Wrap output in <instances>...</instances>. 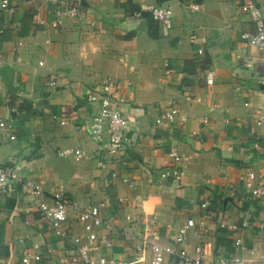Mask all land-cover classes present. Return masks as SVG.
Here are the masks:
<instances>
[{"label":"crops","instance_id":"obj_1","mask_svg":"<svg viewBox=\"0 0 264 264\" xmlns=\"http://www.w3.org/2000/svg\"><path fill=\"white\" fill-rule=\"evenodd\" d=\"M190 1L201 9L192 10ZM250 1L264 14V0H10L9 13L0 0L1 60L15 69V92L0 79V121L16 136L1 134L0 166L47 192L62 188L78 205H100L105 218H116L111 230H95L111 237L113 247L95 250L93 264L102 256L150 264L151 250L137 233L154 220L161 242L171 243L189 218L200 222L207 197L217 217L200 239L188 231L187 254L201 244L204 264L236 253L264 264V198L247 199L241 181L247 169L264 174V124H256V109L264 107V58L258 45L242 37L255 30L241 10ZM78 2L79 15L58 28L50 25L57 6ZM161 4L173 11L169 29L151 15ZM106 77L122 83L113 90L125 99L128 134L141 136L128 152V165L112 161L109 169L101 166L106 147L88 130L99 112L88 96ZM173 101L187 121L155 126V117ZM171 146L182 157L177 182L161 178L175 165ZM66 148L85 155H59ZM112 171L119 177L112 178ZM74 217L71 211L63 236L46 225L24 184L0 194V264H26V255L32 256L28 264H74L73 237L86 241L89 235ZM223 222L232 229L221 228ZM238 238L243 251L235 246Z\"/></svg>","mask_w":264,"mask_h":264},{"label":"built area","instance_id":"obj_2","mask_svg":"<svg viewBox=\"0 0 264 264\" xmlns=\"http://www.w3.org/2000/svg\"><path fill=\"white\" fill-rule=\"evenodd\" d=\"M189 6L192 10L198 11L201 9V5L197 2L190 1ZM81 4L78 3H63L56 7L54 10V18L50 21V25L54 28H58L64 24L67 17H75L79 15ZM2 10L4 12H12L10 0H3ZM241 10L244 14L250 17L254 23V32H245L242 37L258 45L263 53L264 58V14L259 5L255 2H247L241 6ZM151 15L154 20L158 21L167 29L173 26V11L170 6L161 4L153 8ZM195 42L194 39L191 40ZM203 53V49L199 50V54ZM3 65L0 54V67ZM169 72V71H167ZM1 79V77H0ZM207 83L212 85L214 83V72L206 74ZM125 83V82H124ZM55 85V81L51 82ZM121 82L114 81L110 77H106L96 90L92 91L88 100L91 103L98 104L99 112L97 116L93 118L88 126V130L93 140L106 147V152L101 161V166L104 169H109L110 163L118 161L122 165H128L129 162V150L132 149L138 139L141 136L129 135V118L124 113L122 106L125 104V99L121 94L115 92L114 87H120ZM172 106L162 113L157 115L154 120L155 126H164L169 123H174L177 120L185 123L187 118L182 116L179 118L180 109L176 102H172ZM16 108L12 109V112H17ZM258 126L264 124V107L256 109ZM56 118V117H55ZM73 115L68 118L60 119V124L65 125L69 120H73ZM57 120H59L57 118ZM206 121V120H205ZM6 132L7 137L11 140L16 139L14 132L10 129H6L3 123L0 121V136ZM255 148H260L259 139H256L254 143ZM76 154L84 156L85 153L78 148H66L59 151V155L68 156ZM170 157L174 160L175 165L169 167L161 173L163 180L181 181L183 177V171L180 166L182 157L178 151L177 146H171L169 150ZM112 178L119 177L116 171L111 172ZM123 180L130 186H133V182L128 177H123ZM242 185L244 188V195L250 201H257L264 198V174H257L253 169H247L241 176ZM24 184L34 196L37 203L40 216L45 221L46 225L56 230L61 235L65 236L66 233L62 232V226L69 219L70 212L75 213L74 219L84 225L85 229L89 231V235L75 236L74 249L75 255L71 257V261L74 264H93V252L99 248L105 247L110 249L113 247V241L106 233L99 236L96 229L111 230L114 226L115 217L111 216L105 218L100 205L90 204L88 206H81L73 202L69 195L60 188L54 192H47L41 185L32 181L25 180L14 168H3L0 166V194L4 195L9 190L13 189L15 185ZM202 216L200 222H197L195 218L191 217L187 220L186 224L180 231L173 235V241L168 244H164L160 240L159 228L156 225V221L152 220L148 222L145 229L141 233H137L136 237L140 239L142 244L148 246L151 250L150 264H204V258L206 249L201 244L194 247V254L189 255L185 251L184 245L187 242V233L192 230L196 238H201L203 231L206 228L208 221H211L217 217V211L212 198L207 197L201 203ZM248 225L247 223L244 224ZM233 225L226 222L221 223V228L230 230ZM235 246L243 251L246 249L242 238L235 240ZM252 255H256L255 250H250ZM31 255H26L23 258V262L28 264L31 259ZM35 260H41V256L34 254ZM251 259L245 258L240 253L233 254L231 256L223 254L217 257L215 264H251ZM98 264H134L132 261L124 260H108L105 256L100 257Z\"/></svg>","mask_w":264,"mask_h":264},{"label":"water","instance_id":"obj_3","mask_svg":"<svg viewBox=\"0 0 264 264\" xmlns=\"http://www.w3.org/2000/svg\"><path fill=\"white\" fill-rule=\"evenodd\" d=\"M0 77L6 83L8 87V92L9 93L15 92V85H14L15 69L14 67L8 64L2 65L0 67ZM132 155L135 156L137 155V153L132 151Z\"/></svg>","mask_w":264,"mask_h":264}]
</instances>
